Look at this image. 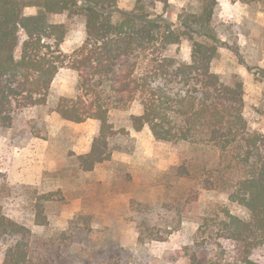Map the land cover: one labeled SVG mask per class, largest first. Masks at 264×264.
Returning <instances> with one entry per match:
<instances>
[{
  "label": "rangeland",
  "instance_id": "374dc122",
  "mask_svg": "<svg viewBox=\"0 0 264 264\" xmlns=\"http://www.w3.org/2000/svg\"><path fill=\"white\" fill-rule=\"evenodd\" d=\"M168 2L167 7L156 3L152 11L171 10L174 23L178 12L197 6L196 0ZM117 5L131 10L134 2L117 0ZM52 20L66 28L64 52L83 40L80 15L63 13ZM211 25L222 42L212 69L227 84L241 81L243 114L251 129L264 132V9L217 0ZM165 52L188 60L190 41L182 37ZM76 79L74 71L61 69L50 99L72 93ZM129 111L137 112V106ZM123 116L118 114L117 121ZM96 129L95 120L74 123L37 108L0 128V206L30 229L28 264L235 262V241L217 237L215 215L221 208L241 217L247 212L229 201L228 179L213 177L210 165L216 155L188 143L157 140L147 125L140 131L127 126L126 133L111 139L110 159L84 172L76 156L89 150ZM182 163L189 177L175 174ZM36 203L42 207L41 223L35 221ZM6 248L0 241V264ZM250 257L264 264V245Z\"/></svg>",
  "mask_w": 264,
  "mask_h": 264
},
{
  "label": "trees",
  "instance_id": "16d2710c",
  "mask_svg": "<svg viewBox=\"0 0 264 264\" xmlns=\"http://www.w3.org/2000/svg\"><path fill=\"white\" fill-rule=\"evenodd\" d=\"M236 1L264 9V0ZM133 2L123 10L117 0H0V128L30 108L74 123L95 120L89 150L76 156L84 172L110 159L111 139L127 126L140 131L147 125L157 140L211 151L213 177L228 179L229 201L247 212L241 217L221 208L217 237L235 241L233 264H256L251 252L264 245V132L251 129L243 114L241 81L227 84L212 69L222 45L211 25L217 0H196L195 9L177 13L178 23L171 10L152 11L168 0ZM63 13L80 15L84 24V38L70 52L61 48L64 24L52 20ZM182 37L190 41L188 60L165 52ZM64 68L76 73L73 92L52 101V82ZM133 105L137 112L129 111ZM175 174L189 177L186 163ZM41 215L36 203L37 223ZM29 236L0 206V241L7 243L2 264H28Z\"/></svg>",
  "mask_w": 264,
  "mask_h": 264
}]
</instances>
